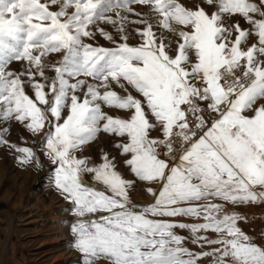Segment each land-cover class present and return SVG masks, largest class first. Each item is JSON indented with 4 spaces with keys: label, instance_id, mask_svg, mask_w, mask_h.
I'll return each instance as SVG.
<instances>
[{
    "label": "snow or ice",
    "instance_id": "snow-or-ice-1",
    "mask_svg": "<svg viewBox=\"0 0 264 264\" xmlns=\"http://www.w3.org/2000/svg\"><path fill=\"white\" fill-rule=\"evenodd\" d=\"M0 147L80 264H264V0H0Z\"/></svg>",
    "mask_w": 264,
    "mask_h": 264
},
{
    "label": "rangeland",
    "instance_id": "rangeland-1",
    "mask_svg": "<svg viewBox=\"0 0 264 264\" xmlns=\"http://www.w3.org/2000/svg\"><path fill=\"white\" fill-rule=\"evenodd\" d=\"M98 39L103 46H109ZM105 110L113 116L126 117L119 110ZM21 137L31 140L22 127L12 125L7 139L21 144ZM101 146L108 150L110 138L101 137L90 154L98 157ZM120 171L124 169L121 167ZM44 176L43 170L21 169L8 150L0 147V264H80L79 254L70 247L68 217L63 212L67 204L47 185ZM134 199L143 202L147 198L138 191ZM236 210L248 217L243 230L256 237L257 243L264 242V205Z\"/></svg>",
    "mask_w": 264,
    "mask_h": 264
}]
</instances>
